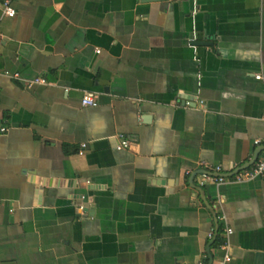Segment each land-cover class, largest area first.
I'll use <instances>...</instances> for the list:
<instances>
[{
	"label": "crops",
	"instance_id": "crops-1",
	"mask_svg": "<svg viewBox=\"0 0 264 264\" xmlns=\"http://www.w3.org/2000/svg\"><path fill=\"white\" fill-rule=\"evenodd\" d=\"M13 6H0V264H221L222 241L223 264H264V174L204 176L264 136V0Z\"/></svg>",
	"mask_w": 264,
	"mask_h": 264
},
{
	"label": "built area",
	"instance_id": "built-area-1",
	"mask_svg": "<svg viewBox=\"0 0 264 264\" xmlns=\"http://www.w3.org/2000/svg\"><path fill=\"white\" fill-rule=\"evenodd\" d=\"M0 6L2 8V11L5 15L12 16L15 13V8L13 6V0H0ZM5 74L18 77L19 74L18 72H9V71H4ZM257 77L260 76V74L256 75ZM44 80L42 77H35L30 82H36V81H41ZM80 101L83 105H95L96 104V98L94 93L92 92H85L81 98ZM264 117V114H263ZM8 129L7 125L2 123L0 121V135L3 134L6 130ZM129 140L126 138H122L116 145L117 148L125 147L128 146ZM254 143L258 145H263L262 149H260V152L256 159L248 166L242 167L235 172H233L230 175H224V174H217L220 172L221 167L220 165H216L213 167L212 172H205L204 174L205 178L210 179L215 182H220L224 181L226 179H231L232 181H243L249 178H252L257 175H263L264 174V136L262 137H256L254 139ZM82 146H85V143H82ZM227 232H230L231 229L228 227ZM212 233H210L211 235ZM221 248L225 249V253L223 255L221 264L226 262L227 260L230 259V253L227 251L228 249V242L227 241H222L220 244ZM196 264H202V262H198Z\"/></svg>",
	"mask_w": 264,
	"mask_h": 264
},
{
	"label": "water",
	"instance_id": "water-1",
	"mask_svg": "<svg viewBox=\"0 0 264 264\" xmlns=\"http://www.w3.org/2000/svg\"><path fill=\"white\" fill-rule=\"evenodd\" d=\"M193 42L198 43L200 41L194 40ZM262 147H263V145H259L257 147V149L255 150V152L253 153L252 157L249 160H247L244 164H242V165L238 166L236 169H234L233 172H235L236 170H238V169H240L242 167L250 165L256 159V157L258 155V152L260 151V149H262ZM233 172H231L230 174H232ZM217 174L230 175V174H225V173H222V172H218Z\"/></svg>",
	"mask_w": 264,
	"mask_h": 264
}]
</instances>
